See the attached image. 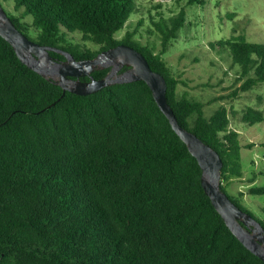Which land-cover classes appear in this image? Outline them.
<instances>
[{"label":"trees","instance_id":"16d2710c","mask_svg":"<svg viewBox=\"0 0 264 264\" xmlns=\"http://www.w3.org/2000/svg\"><path fill=\"white\" fill-rule=\"evenodd\" d=\"M0 1L12 2V12L4 9L29 39L78 61L120 44L141 52L165 78L167 101L180 124L223 160L222 190L251 214L244 197L264 196V186L237 196L227 190L244 175L242 150L254 146L243 144L231 128L229 110L222 105L207 116L203 102L180 95L184 82L161 54L135 38L139 30L117 39L136 14L137 0ZM186 18L185 9L152 18L163 53ZM211 46L226 49L239 80L245 79L223 100L264 85V42L242 36ZM109 71L96 70L93 77ZM62 95L60 86L25 65L0 36V264H264L212 204L197 159L144 81ZM241 122H264V110L248 108ZM259 208L264 212V205ZM252 216L264 227V220Z\"/></svg>","mask_w":264,"mask_h":264},{"label":"rangeland","instance_id":"374dc122","mask_svg":"<svg viewBox=\"0 0 264 264\" xmlns=\"http://www.w3.org/2000/svg\"><path fill=\"white\" fill-rule=\"evenodd\" d=\"M2 5L12 12L11 1ZM182 9L187 13L186 25L163 53L161 38L152 18L159 20L160 14L172 17ZM134 30H139L135 38L161 54L174 74L184 82L179 85L180 95L203 102L207 116L225 106L232 119L231 128L240 133L242 143L254 144L251 149L242 150L244 175L231 180L227 187L231 195L247 192L252 186H264V122L254 126L241 122L242 114L248 108L264 110V85L240 92L235 99L223 100L245 79L239 80V68L232 66L226 49L211 46L222 39L242 36L252 42H264V0H206L203 6H187L176 0H137L136 14L116 37L120 40L128 31ZM87 45L97 49L90 43ZM244 199L242 205L252 215L264 220V212L259 208L264 205V196L247 195Z\"/></svg>","mask_w":264,"mask_h":264},{"label":"water","instance_id":"95a60500","mask_svg":"<svg viewBox=\"0 0 264 264\" xmlns=\"http://www.w3.org/2000/svg\"><path fill=\"white\" fill-rule=\"evenodd\" d=\"M0 36L14 48L19 59L30 69L63 89V95L71 92L86 96L114 85L144 81L168 119L173 131L197 159L201 170V185L212 204L225 220L233 234L254 255L264 262V227L251 214L242 210L221 188L223 160L220 155L197 134L185 129L179 122L166 97L165 78L150 67L146 57L135 48L120 44L101 52L96 58L76 60L61 49L41 45L22 33L0 4ZM51 52L65 57L55 60ZM127 68L121 72L123 68ZM109 68L106 77L95 79L93 72ZM88 77L89 81H82ZM54 105V104H53Z\"/></svg>","mask_w":264,"mask_h":264},{"label":"flooded vegetation","instance_id":"af4514ba","mask_svg":"<svg viewBox=\"0 0 264 264\" xmlns=\"http://www.w3.org/2000/svg\"><path fill=\"white\" fill-rule=\"evenodd\" d=\"M122 71V70H121Z\"/></svg>","mask_w":264,"mask_h":264}]
</instances>
